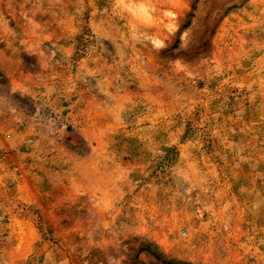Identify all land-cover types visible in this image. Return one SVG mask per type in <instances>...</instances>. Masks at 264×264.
<instances>
[{
  "label": "rangeland",
  "instance_id": "374dc122",
  "mask_svg": "<svg viewBox=\"0 0 264 264\" xmlns=\"http://www.w3.org/2000/svg\"><path fill=\"white\" fill-rule=\"evenodd\" d=\"M0 264H264V0H0Z\"/></svg>",
  "mask_w": 264,
  "mask_h": 264
}]
</instances>
